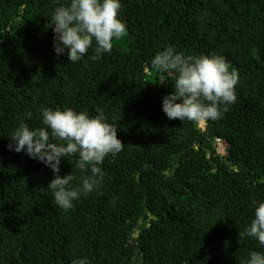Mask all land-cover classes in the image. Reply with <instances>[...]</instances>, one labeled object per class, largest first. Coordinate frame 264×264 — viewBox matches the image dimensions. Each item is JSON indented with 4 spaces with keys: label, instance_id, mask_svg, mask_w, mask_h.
Returning <instances> with one entry per match:
<instances>
[{
    "label": "trees",
    "instance_id": "obj_1",
    "mask_svg": "<svg viewBox=\"0 0 264 264\" xmlns=\"http://www.w3.org/2000/svg\"><path fill=\"white\" fill-rule=\"evenodd\" d=\"M68 3L0 0V264H246L264 253L238 237L264 202V0H121L127 35L96 61L93 41L76 62L53 47L52 13ZM168 46L223 56L238 73L221 119H168L175 76L151 68ZM42 108H100L124 144L68 210L47 189L51 168L8 148L21 122L43 126ZM77 160L59 165L73 186L91 175Z\"/></svg>",
    "mask_w": 264,
    "mask_h": 264
},
{
    "label": "clouds",
    "instance_id": "obj_2",
    "mask_svg": "<svg viewBox=\"0 0 264 264\" xmlns=\"http://www.w3.org/2000/svg\"><path fill=\"white\" fill-rule=\"evenodd\" d=\"M121 0H69L67 5L54 9L51 23L53 47L57 56L67 53L69 62L87 55L95 41L96 61L103 53H110L114 41L127 35L126 24L119 17ZM151 68L159 73L175 76L171 94L165 96L162 110L169 120H188L195 123L222 118L228 106L236 102L235 86L239 77L230 70L229 63L220 55H185L173 46L159 51L151 60ZM90 117L86 112L72 109H41L42 127L31 129L21 122L9 136V150L26 151L55 174L48 185L55 204L68 210L73 201L97 189L103 181L100 167L109 154L115 157L124 144L117 138V127L106 122L102 109ZM29 118L31 113H28ZM78 156L76 167L90 168L79 186H73L71 174L60 175L61 158ZM238 237L255 238L264 246V202L255 208L254 219ZM72 264H89L87 259L73 260ZM246 264H264V253L251 251Z\"/></svg>",
    "mask_w": 264,
    "mask_h": 264
},
{
    "label": "rangeland",
    "instance_id": "obj_3",
    "mask_svg": "<svg viewBox=\"0 0 264 264\" xmlns=\"http://www.w3.org/2000/svg\"><path fill=\"white\" fill-rule=\"evenodd\" d=\"M223 149H224V148H223V145L220 143V144H219V151H223Z\"/></svg>",
    "mask_w": 264,
    "mask_h": 264
}]
</instances>
